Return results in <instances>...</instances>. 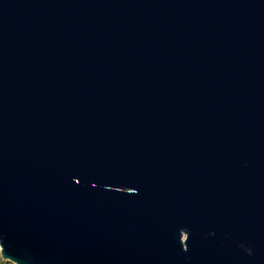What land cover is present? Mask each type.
Listing matches in <instances>:
<instances>
[{"label":"water","instance_id":"water-1","mask_svg":"<svg viewBox=\"0 0 264 264\" xmlns=\"http://www.w3.org/2000/svg\"><path fill=\"white\" fill-rule=\"evenodd\" d=\"M0 257L264 264V0H0Z\"/></svg>","mask_w":264,"mask_h":264},{"label":"trees","instance_id":"trees-1","mask_svg":"<svg viewBox=\"0 0 264 264\" xmlns=\"http://www.w3.org/2000/svg\"><path fill=\"white\" fill-rule=\"evenodd\" d=\"M0 264H13L12 262H10L9 260H5V259H2L0 257Z\"/></svg>","mask_w":264,"mask_h":264},{"label":"rangeland","instance_id":"rangeland-1","mask_svg":"<svg viewBox=\"0 0 264 264\" xmlns=\"http://www.w3.org/2000/svg\"><path fill=\"white\" fill-rule=\"evenodd\" d=\"M11 262V261H10ZM13 263V262H12ZM14 264V263H13Z\"/></svg>","mask_w":264,"mask_h":264}]
</instances>
